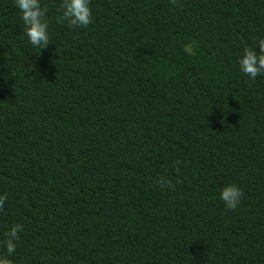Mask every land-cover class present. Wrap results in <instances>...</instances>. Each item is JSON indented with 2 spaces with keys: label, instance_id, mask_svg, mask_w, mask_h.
Segmentation results:
<instances>
[{
  "label": "trees",
  "instance_id": "obj_1",
  "mask_svg": "<svg viewBox=\"0 0 264 264\" xmlns=\"http://www.w3.org/2000/svg\"><path fill=\"white\" fill-rule=\"evenodd\" d=\"M39 2L41 50L0 0V256L264 264V73L236 64L264 0H90L84 27Z\"/></svg>",
  "mask_w": 264,
  "mask_h": 264
},
{
  "label": "clouds",
  "instance_id": "obj_2",
  "mask_svg": "<svg viewBox=\"0 0 264 264\" xmlns=\"http://www.w3.org/2000/svg\"><path fill=\"white\" fill-rule=\"evenodd\" d=\"M13 3L22 22L23 37L27 43L39 50L46 48L50 44L49 30L39 0H13ZM89 3L90 0H60L59 8L62 18L70 26H87L91 17ZM236 64L238 71L250 80L264 73V37L257 40L254 49L244 47L237 57ZM164 185L171 187L167 180L163 181L161 187ZM217 196L225 208L235 209L240 202L242 191L236 184L228 183L218 189ZM3 200L4 196L0 195V203ZM20 231V224H14L8 229L4 244L8 254L14 252L15 241ZM0 264H12V261L7 256H0Z\"/></svg>",
  "mask_w": 264,
  "mask_h": 264
}]
</instances>
